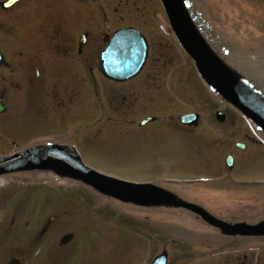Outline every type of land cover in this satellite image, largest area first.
Masks as SVG:
<instances>
[{"label":"rangeland","instance_id":"1","mask_svg":"<svg viewBox=\"0 0 264 264\" xmlns=\"http://www.w3.org/2000/svg\"><path fill=\"white\" fill-rule=\"evenodd\" d=\"M187 2L224 63L231 68L235 62L240 69L233 67L235 72L264 88V0ZM84 5L89 21L84 19L83 30L102 34L109 28L135 26L158 46L151 48L142 73L125 84L95 75V87L92 75L83 69L88 131L80 130L84 142L79 141V149L85 164L124 182L168 185L221 218L264 219V136L203 83L174 36L165 33L169 26L159 0ZM123 92L126 107L117 112L120 97L114 95ZM218 110L227 114L223 124L215 119ZM190 113L201 115L199 127L181 126L180 116ZM149 116L157 121L140 127ZM236 142L247 144L246 151L237 149ZM9 146L10 152H4L16 151L11 141ZM228 154L234 156L233 170L225 165ZM0 182V264H8L18 252L27 264H150L171 240L184 247L167 244L169 264H226L227 254L184 245L190 233L197 234L190 226H201L186 211L176 216L165 209L122 203L47 172L9 174ZM48 221L40 242L39 233ZM68 233L74 234L72 241L60 245ZM248 254L255 255L253 264H264V249Z\"/></svg>","mask_w":264,"mask_h":264},{"label":"flooded vegetation","instance_id":"2","mask_svg":"<svg viewBox=\"0 0 264 264\" xmlns=\"http://www.w3.org/2000/svg\"><path fill=\"white\" fill-rule=\"evenodd\" d=\"M68 1L0 0V156L44 145L51 137L61 143L68 127L76 139L83 136L82 71L94 74V60L98 66L101 44L107 46L112 31L83 30L84 19L89 21L85 5ZM116 95L119 112L127 95ZM10 141L16 151L6 153ZM242 250H232L226 264H253L247 255L234 256Z\"/></svg>","mask_w":264,"mask_h":264},{"label":"water","instance_id":"3","mask_svg":"<svg viewBox=\"0 0 264 264\" xmlns=\"http://www.w3.org/2000/svg\"><path fill=\"white\" fill-rule=\"evenodd\" d=\"M88 1V0H81ZM96 1V0H92ZM171 27L182 48L195 62L200 75L213 89L253 119L264 130V97L245 85L219 60L194 24L185 0H160ZM148 58V44L140 31L133 28L119 30L114 34L108 49L103 53L100 70L108 78L124 82L137 76ZM223 121L225 115L217 114ZM153 120L147 119L141 125ZM199 115H186L182 123L198 125ZM231 167V157H228ZM35 169L53 170L63 177L82 181L103 195L137 205L174 204L200 215L210 225L230 235L264 236V224L248 226L230 225L220 221L201 207L175 200L170 194L151 184H133L101 175L85 166L79 153L71 147L29 150L8 158H0V175L14 171ZM67 240L69 238H66ZM13 259L10 264H18ZM152 264H167L164 252Z\"/></svg>","mask_w":264,"mask_h":264},{"label":"bare ground","instance_id":"4","mask_svg":"<svg viewBox=\"0 0 264 264\" xmlns=\"http://www.w3.org/2000/svg\"><path fill=\"white\" fill-rule=\"evenodd\" d=\"M233 64H235V62H233ZM235 65H237V64H235ZM239 71H240V69H239ZM248 84L252 86V88L255 90V92L264 96V88L262 86H256L254 84H250L249 82H248ZM0 185H1V183H0Z\"/></svg>","mask_w":264,"mask_h":264}]
</instances>
